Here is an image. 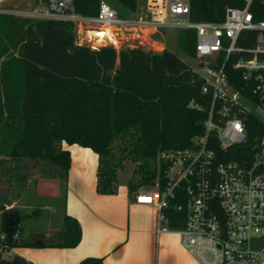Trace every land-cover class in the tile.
I'll list each match as a JSON object with an SVG mask.
<instances>
[{
    "label": "trees",
    "instance_id": "trees-1",
    "mask_svg": "<svg viewBox=\"0 0 264 264\" xmlns=\"http://www.w3.org/2000/svg\"><path fill=\"white\" fill-rule=\"evenodd\" d=\"M45 2V0H42ZM101 0H74L76 12L97 14ZM119 15L137 8V0H109ZM245 0H189L191 20L221 21L228 6ZM255 20H264V0H252ZM165 30V29H161ZM254 31H243L239 46L253 43ZM196 33L177 29L181 53L195 57ZM224 64L235 90L251 94L253 81ZM219 62H222L219 59ZM203 76L164 47L143 45L116 49L112 44H80L71 21L0 13V258L14 247H75L82 229L66 210V195L42 203L32 186L38 177L67 181L70 152L62 143L79 144L98 155L96 191L115 194L119 173L133 163L125 182L130 198L142 187L164 181V151L192 145L205 133L211 103L202 92ZM193 104L199 105V108ZM251 139L264 131L253 112L240 114ZM36 197V198H35ZM38 198H40L38 196ZM186 197L177 195L166 213L171 228L182 227ZM59 203L54 207L51 203ZM180 204L181 209L174 206ZM56 225H36L44 207ZM77 264H105L88 256Z\"/></svg>",
    "mask_w": 264,
    "mask_h": 264
},
{
    "label": "built area",
    "instance_id": "built-area-1",
    "mask_svg": "<svg viewBox=\"0 0 264 264\" xmlns=\"http://www.w3.org/2000/svg\"><path fill=\"white\" fill-rule=\"evenodd\" d=\"M73 1L46 0L34 17L71 21L76 32L97 33L104 27H112V33L195 31L194 59L205 79L202 92L211 94L205 133L193 138L189 147L162 152L167 164L164 181L142 187L136 202L154 207L156 236L178 234L197 264H264V131L249 139L240 115L253 112L264 125V20L254 19L252 0L242 7H226L221 21L191 20L189 0H145L144 11L136 16L119 15L105 0L97 14L82 15ZM243 31H254L251 46L237 44ZM233 54V67L254 83L251 94L233 89L227 81L224 64ZM177 195L187 198V214L182 227L171 228L166 211Z\"/></svg>",
    "mask_w": 264,
    "mask_h": 264
},
{
    "label": "crops",
    "instance_id": "crops-1",
    "mask_svg": "<svg viewBox=\"0 0 264 264\" xmlns=\"http://www.w3.org/2000/svg\"><path fill=\"white\" fill-rule=\"evenodd\" d=\"M62 146L70 152L66 210L80 223V242L72 248L14 247L0 264H77L88 256L103 257L105 264H197L176 235L156 236L154 207L130 198L126 183L115 194L96 192L98 155L92 149Z\"/></svg>",
    "mask_w": 264,
    "mask_h": 264
},
{
    "label": "rangeland",
    "instance_id": "rangeland-1",
    "mask_svg": "<svg viewBox=\"0 0 264 264\" xmlns=\"http://www.w3.org/2000/svg\"><path fill=\"white\" fill-rule=\"evenodd\" d=\"M104 2L111 5L109 0H105ZM42 3H43L42 0H5L0 3V9H3L8 13H13L14 15L34 18L35 16L34 12L39 9H42L40 7ZM37 5L40 6L36 7ZM144 9H145V0H137V8L134 11H127L126 14L129 15L132 14V16H136L139 13L143 12ZM114 30L116 33L115 32L113 33L114 40L112 42H110L107 37L100 38L99 36L94 35L93 34L94 32L86 31V30L81 32H76V35L78 34L77 40L80 43H88L89 45L95 47L105 45L107 43H112V45H114V47L117 50L124 47H134L136 45H143L146 48L153 49L154 51H161L164 47H167L174 53L178 54L181 57V59L185 61L193 70L201 71L199 70L200 65L198 64L196 59H194V57L181 53L180 49L178 48L176 44V31H177L176 28H167L164 31L138 29L137 31L123 32L122 30L119 31V29H114ZM260 116L264 119V113H260ZM133 166H134L133 163L130 162L125 164V167L119 173L120 182L125 183L128 180V178L131 175ZM32 189L34 195L37 196V198L35 197L37 201L38 199H41L40 201L42 203L45 202L49 203L51 202L50 200L52 199L55 200L62 199L64 194L67 197L68 185H67V181H65L60 176L38 177L36 182L33 184ZM38 196L40 198H38ZM51 204L54 207L59 206L58 202ZM43 207L44 210L42 215L38 217L37 220H35L37 222L36 225L42 228L54 227L56 225V220L55 218L52 217V214H54L58 208L55 209L54 212L52 211V213H50L48 210L45 209L46 205H43ZM171 234L176 235L178 237V240L180 241V237L178 234L176 233H171ZM261 243L264 245V240H262ZM193 259L196 261L194 257Z\"/></svg>",
    "mask_w": 264,
    "mask_h": 264
},
{
    "label": "bare ground",
    "instance_id": "bare-ground-1",
    "mask_svg": "<svg viewBox=\"0 0 264 264\" xmlns=\"http://www.w3.org/2000/svg\"><path fill=\"white\" fill-rule=\"evenodd\" d=\"M112 30H113L112 27H104L103 29L99 30V32L93 33V34L96 35V36H99L100 38L101 37H108L109 36L111 38V40H114L113 39Z\"/></svg>",
    "mask_w": 264,
    "mask_h": 264
}]
</instances>
